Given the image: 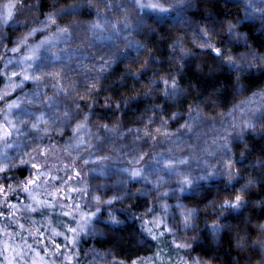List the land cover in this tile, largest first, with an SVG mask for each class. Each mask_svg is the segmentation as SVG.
<instances>
[{"label":"clouds","instance_id":"clouds-1","mask_svg":"<svg viewBox=\"0 0 264 264\" xmlns=\"http://www.w3.org/2000/svg\"><path fill=\"white\" fill-rule=\"evenodd\" d=\"M106 2L111 6L86 0L102 19L105 12L110 14L109 28H121L119 33L105 31L113 46L103 50L97 47L100 39L76 15H62V9L79 3L54 0V12L47 17H62L65 27L76 28L73 40L65 44L74 55L63 70L66 83L78 82L79 87L52 107L40 103L34 108L57 119L47 143H42L45 137L40 140L51 149L48 159L55 156L64 166L79 168L82 182H89L88 174L93 173L91 193L101 199L97 203L90 195L87 201L94 215L79 241L84 257L103 250L98 264H147L146 254L155 256L167 249L165 264H264V0H220L224 11L208 7L213 0H162L164 10L151 12H175L181 22L167 38L166 49L159 51L136 39L134 33L143 22L133 0L118 12L112 11V0ZM161 21L155 18V23ZM205 36L222 48L224 56L200 51ZM178 42L187 55L176 47ZM129 44L143 50V55L134 63H121ZM105 58L114 62L97 78L95 68ZM84 60L93 69L88 77L80 68ZM161 81H167V86ZM247 121L254 127H245ZM81 122L86 127L77 131ZM29 124L24 125L30 133L25 147L31 150L23 152L24 160L34 154L33 136L40 135L32 133ZM157 128L167 134L157 133ZM100 157L104 158L100 164L92 163ZM48 159L37 156L41 164ZM223 159L231 161L230 172L219 163ZM20 163L14 160L13 168ZM94 168H103V174ZM132 168L141 176L132 178L124 171ZM177 169L189 176L191 186L178 185ZM210 180L222 184L223 194L209 198L196 190ZM165 192L170 195L164 197ZM235 193L243 196L241 206L221 209L222 201ZM166 198L187 202L195 215L185 227L175 205L171 240L158 237L153 243L136 222L143 220L142 209L154 211L149 205ZM229 215L235 220L223 222ZM213 225L221 230L213 231ZM175 242L184 247H176Z\"/></svg>","mask_w":264,"mask_h":264},{"label":"trees","instance_id":"trees-1","mask_svg":"<svg viewBox=\"0 0 264 264\" xmlns=\"http://www.w3.org/2000/svg\"><path fill=\"white\" fill-rule=\"evenodd\" d=\"M78 1L80 0H73L74 3H77ZM126 1L128 0H112V3L114 5L112 11H119L116 8L121 7V5H123ZM84 2H86V0H84ZM143 2L147 3V0H143ZM53 3L54 0H13V4L15 7L12 9L11 18L6 19L7 22H5L4 20H0V36L2 35V37H0V73H3V75L0 76V89H4L8 84V80L6 77H8L9 74L6 72H8V70H10L11 68H15L17 64H22L20 63V61L22 60L23 56L27 54L26 50H23L19 53H14L10 49H12L13 47H17L18 40L22 36H25L27 33H29L32 28H40L44 26L40 23V21H47V14L50 12H54ZM56 3L59 4V0H56ZM208 7H214L218 11H224V9L220 7V0H213V3L208 4ZM152 10L153 9L149 8L147 10H139L141 15L140 19L142 20L143 24L139 28L138 32L134 33V35L136 36L137 40H140L141 43L147 42L150 46L156 48L159 51L161 49H166L167 38L171 36L172 32L179 26L181 20L180 18H177L175 12L153 13L151 12ZM75 13L76 19L83 21L85 25H88V28L94 22L103 23V19L96 14L94 8L86 7L84 9L76 11ZM104 14H108V16H110V14L107 12H105ZM188 15H191V12H189ZM53 16L55 17V15ZM156 17L162 18L161 23H155ZM55 18L57 23L61 24L62 27L66 26L59 17ZM21 21L23 23H21ZM33 21H35V23ZM148 26H151V28L155 31L150 32ZM55 33L56 27L54 25L46 28L47 35L51 36ZM108 35L109 34L107 32H104L102 34V37L98 41L99 44H97V47L103 50H108L113 46V42L106 39ZM43 38V35L37 33L33 36L28 37V43H38L39 40ZM174 38L175 37H173V39ZM169 43H171V41ZM212 43L215 45L214 42ZM188 46L191 47L190 40ZM21 47L23 48V45H21ZM65 47L66 45L64 44L63 48ZM73 48H75V45H73ZM53 51H59V49L55 47ZM200 51L205 52L201 48ZM62 55L63 53H61V56ZM138 55H143V50H137L135 48V45H133L131 48L125 49L124 53L121 56V63H134ZM64 62L67 63V60L65 59ZM84 64H90V62L88 60H84ZM153 66L155 67V65ZM20 67L26 68L27 64H22ZM13 81L15 83L20 82L16 80L15 77H13ZM32 89L33 85L30 81L23 83L22 90L19 88L15 90L9 89L10 98L8 102L12 103L17 99V97L24 99L26 96H30ZM45 91H48L49 95L52 94L51 90L45 89ZM24 107L28 106L24 105ZM32 107L34 110L35 106ZM0 109H4L5 113L7 112L6 105L2 102H0ZM19 112L20 110L18 109L13 110V114ZM10 118L12 119V117ZM3 119L4 116H2V114L0 113V123H3L1 122ZM16 127H18L16 129H18L19 133L14 129L12 131L11 137H9L7 141V143L10 144L11 147H14L16 144L14 135H22L24 130L25 133H29L28 129L23 128L24 126L16 125ZM42 143H47V137H45V140ZM2 144L5 146V143L3 141H0V158H2L3 155L8 151L7 149L4 150V148L1 146ZM33 155H35V153ZM54 160L58 161L55 156H53L52 158L48 159L47 163L49 162L50 164H52V161ZM57 163L61 164L60 162ZM64 163L66 164L67 162L65 161ZM50 164L49 168L52 167ZM28 168V165L18 164L17 167H12L10 170L6 169L7 176L3 179H0V184L4 185V187L7 189L8 185H12L14 183L17 184L18 181L25 180V178L29 176ZM49 168H47V170H50ZM75 170L80 172V177L73 181H69L68 184H58L59 180L53 181V185L62 188L63 192L59 193L58 196L49 198L52 200H59V203H56L54 208L46 210V218L44 215L38 213L29 214L24 210V208L23 211L21 209V214H16L13 216L9 215L10 206H7L8 204L11 203V205H16V207H18L20 205L23 206L32 203L31 199H29L28 197V194L25 192H9L7 195V203L4 202L3 197H0V207L2 206L0 208V211L4 212V216L0 217V264H8L7 256H9L10 258L13 256V259L11 260L13 261L12 264H33L34 261L39 264L41 260H43L45 264H52V262H55V264H61V262H63V264H81V261H84V264H87L88 261H92V264H98V262L101 261L103 250H98L100 253L99 255H97L96 253H91L87 258L84 257V253L80 249L79 245V241L83 236V232L79 233V236L76 238L74 244L69 243L68 240L64 238L65 236H68L69 238L73 237L74 234L69 233L67 231V228H76L77 223L83 219V216L87 213H90L91 211V209L87 206L89 196H81L77 193L68 191L70 186H82L81 182L84 180V176L79 168H75ZM64 172H66V174H60L56 172V176L66 178L68 172ZM92 174L93 173L91 172L88 174L89 182H85L90 193V177L92 176ZM97 179H99V177H97ZM5 180L7 181V183H5ZM52 190L53 188L51 189V191ZM196 190L203 191L204 194L209 198H211V196L213 195H221L224 192L222 184L218 183L215 180H210L207 184L201 182ZM37 191H40V189H37ZM65 195L73 197L75 203L80 205V208H74L72 199H60V197H63ZM178 202L180 203V201H177L175 199L169 200L166 198L160 201L159 204H150L149 208H153L154 211L148 212L147 210L142 209L141 212L145 213L143 216V220L140 221L138 219L136 223L138 224V226L142 224L143 230L145 228H150L157 237L161 238L162 240L167 239L170 241L171 235H169L165 231V227H171L170 216L172 215L173 207ZM165 203L169 205L167 212H165L162 207ZM62 204L69 207H61ZM184 205L186 209H191L192 207L191 205L187 204V202H184ZM69 208H71V210L73 211V216L66 217L63 215V212L69 210ZM180 211L181 209L175 208L176 214L181 219H183V217L180 216ZM229 220L234 221L235 217L230 215L226 216L224 217L223 222H227ZM153 221H156V223H153ZM5 225H7V227H5ZM20 225H24V227L21 228ZM53 228H55L57 231L62 232L63 235L52 236L51 229ZM36 229L40 230L39 233H37ZM130 229L131 225L129 226V230ZM4 230H7V243L4 236ZM117 231L119 232L120 230L118 229ZM161 232H164V235L161 236ZM145 233L147 234L146 231ZM153 243H155L154 240ZM56 244L60 245L59 249L55 247ZM159 247L163 248L164 245L160 244ZM167 251L168 250L165 249L164 252H161L155 256L146 254L147 264H152L153 261L155 262V264H165V260L169 259V257L167 256ZM55 252H59L60 255H54Z\"/></svg>","mask_w":264,"mask_h":264},{"label":"snow or ice","instance_id":"snow-or-ice-1","mask_svg":"<svg viewBox=\"0 0 264 264\" xmlns=\"http://www.w3.org/2000/svg\"><path fill=\"white\" fill-rule=\"evenodd\" d=\"M99 2H103L105 7H110L111 5L107 4L106 0H99ZM133 2L137 5L139 9L143 8H151L153 10H164L162 9L161 5L158 3L150 2V3H144L143 0H133ZM14 5L9 4L7 7L9 9L7 13V17L11 18L12 12L11 8ZM78 7H82L81 4L72 5L70 8L62 9V15H76L74 11H71L70 9H75ZM89 8H93L94 5L92 3L88 4ZM98 12V8H97ZM58 17V16H55ZM53 15H49L47 17V21H42L41 24L44 25L40 28H32L29 33H27L25 36L21 37V40L18 43L17 47H13L10 49L14 53H19L23 50H26V55L23 56L20 63L27 64L26 68H21V72L17 73L13 71L10 76L6 77L8 80V84L4 89H0V102L4 103L7 108V112H4V109H0V113H4V123H0V141H3L5 143V147H11L10 144L7 143L8 138L11 137L12 131L16 129V124L14 121L8 119V115L13 113L14 109L20 110V120L19 122L23 125L29 124V121L31 123L29 124L30 131L32 133H39V136H33V141L36 144V147L33 149V152L35 155L29 156L28 160H24L23 156L27 155L26 153H22L20 156L21 163L19 165H30V174L25 180L18 181L17 187L20 189V191L25 192L28 194L29 199H31L32 203L24 205V210L31 214V213H38L41 215H44L46 218V210L54 208L56 203H59V200H52L49 199L50 197L58 196L59 193L63 192V189L60 187H56L55 185L52 186L53 190L49 191V188L46 187L48 185L50 180H59L61 184H68L69 181H73L80 177V172L75 170V167L69 168L67 165L64 166V170L67 171L69 174L65 177H54L52 176L51 171H44L43 166L41 163L37 161V156L42 158L43 160L48 159V153L51 150L48 146L43 145L40 140L41 137H47L49 135V132L51 128L57 123V119L49 116L47 112H41L38 109L33 110L32 106H37L40 103L46 104L48 107H52L53 105L58 103V98H68L72 95V90L79 87L78 82H72V83H66V73L64 72V64L65 60H62L61 53L65 54L66 60H71L73 58L74 53L69 51V48L59 49V51H53V49L56 47V45L60 42H63L64 44H70V42L73 40V37L76 33V28L73 27L72 29H69L67 27L61 28ZM62 18V17H59ZM5 22L7 20L5 19ZM109 21L107 18H103V23L100 22H94L89 27V31H91L94 36L97 39H100L102 37V34L105 31H111L113 33H119L121 31V28L119 25H111L109 28ZM54 25L56 27V33L49 36L46 34V28L49 26ZM126 27V25H125ZM229 31H231V28H229ZM37 33H40L44 36L43 39H40L38 43L29 44L28 43V37L33 36ZM110 38V37H109ZM23 45V48L21 47ZM132 45L129 44L126 46L127 48H131ZM177 48H180L181 52L184 55H187V51L183 49L182 42H178L176 44ZM199 47L203 49L205 52H211L217 57L224 56V51L222 48L214 45L211 41V39L207 36L204 37V39L201 41ZM228 60H231V57L227 58ZM264 59V57H262ZM112 61L109 58L102 59L100 61L99 67L95 68V71L97 73V78H99V75L102 74L108 67ZM81 71L83 75L88 77L90 73L93 71L92 68L89 67L87 64H81L80 65ZM3 73H0V76H2ZM13 77L16 78V80L20 81L19 83H15L13 81ZM30 81L33 85V89L30 96H26L24 99H21L20 97H17L15 101L12 103H9L8 100L10 98L9 96V89L15 90L17 88L22 90V86L24 82ZM167 81H161V84L164 86H167ZM45 89L51 90L52 95H48V91H45ZM264 95V94H262ZM81 100H83V97H81ZM24 105H27L28 107H24ZM66 120H70L71 117L67 112L64 113ZM27 116L28 119H24L23 117ZM86 125L84 122H81L77 124L76 130L79 131L82 128H85ZM245 127L252 128L254 127V123L252 121H247L245 123ZM157 133H160L162 135L167 134L166 130L162 131L160 128L156 129ZM79 144L77 145V147ZM205 152L209 156L213 155L212 152H208L207 149H205ZM17 157H10L5 153L2 158H0V179H3L7 176V170H10L13 165L12 162L16 160ZM104 158L100 157L96 161H93L94 164H100ZM87 163V162H86ZM181 164H184L185 161L181 160ZM207 164V161H205ZM219 163H222L224 168L230 172L231 169V161L227 159H223ZM18 165H15L17 167ZM7 169V170H6ZM94 172H98L100 174H103V168H94L92 169ZM124 171L129 172V175L132 178H138L141 176V172L136 169L132 168L130 171L128 169H125ZM177 177V183L178 185H189L191 186L192 181L190 180L189 176L185 174L184 172L180 170H176L175 172ZM213 175L215 173H212ZM204 179V178H202ZM5 183L7 181L5 180ZM81 187H74L70 186L68 191L72 193H77L81 196H90L92 193L88 191L87 184L85 182H81ZM252 184V181H249V184L246 186L250 189ZM37 189H40V191H37ZM183 191V188L180 189ZM16 187H13L12 185H8L7 189L4 187V185L0 184V197L4 198V202L7 203V192H15ZM164 197L169 196L170 194L168 192H165L162 194ZM92 198L99 203L100 202V196L99 195H92ZM60 199L73 200V206L75 209H79L80 205L75 203V200L73 197L65 195L63 197H60ZM243 200V196L240 193H235L230 199L225 198L222 203L220 204L221 209L225 210H234L238 209L241 206V202ZM112 201L109 200L108 203H111ZM61 207H69L67 205H61ZM163 209L167 211L169 208L168 204H163ZM16 208V205H11L9 207V215L13 216L15 215L14 212L11 211V209ZM177 209H181L180 216L183 217V224L185 227H188L190 225L191 220L193 219L195 215L194 209H186L185 206L182 203L176 204ZM152 209H148V212H151ZM64 216H73V211L71 208L69 210L63 212ZM94 213H87L83 216V219L77 223L76 228L68 227L67 231L69 233H73V237L69 238L68 236H65L64 238L68 240L69 243L74 244L76 238L79 236L80 232H83L86 225L90 223V217L93 216ZM4 216V212L0 211V217ZM30 218V217H27ZM139 219V218H138ZM114 223H118L115 218H113ZM153 223H156V221H153ZM63 226V225H62ZM7 227V225H5ZM21 228L24 227V225H20ZM219 225H213V231L218 232L220 231ZM37 233H39V229H36ZM144 231L147 232L149 236L155 241L158 239V237L152 232L150 228H145ZM165 231L169 234H173V229L171 227H165ZM52 236H61L63 235L62 232L57 231L55 228L51 229ZM160 235H164V232H161ZM54 242V241H53ZM175 246L180 248L184 247L183 243L175 242ZM55 247L59 249L60 245L56 244ZM54 255L59 256V252H55ZM67 259V257H66ZM8 264H12V261L9 260ZM33 264H37V262H33ZM39 264H45L43 260L39 262ZM52 264H55V262H52ZM63 264V262H61Z\"/></svg>","mask_w":264,"mask_h":264},{"label":"rangeland","instance_id":"rangeland-1","mask_svg":"<svg viewBox=\"0 0 264 264\" xmlns=\"http://www.w3.org/2000/svg\"><path fill=\"white\" fill-rule=\"evenodd\" d=\"M118 1V0H117ZM150 2H154V3H158V4H160L161 5V3H162V1H160V0H147V3H150ZM77 3H79V4H81L82 5V7H80V8H78V9H75V10H71V11H74V12H76V11H78V10H80V9H84V8H86V7H88V5H86L87 3L86 2H84V0H80V1H78ZM126 3H128V1H126L123 5H125ZM9 4H12V5H14L13 4V0H0V20H4L5 21V19H8V17H7V13H8V11H9V9H8V5ZM123 5H121V6H123ZM15 6H13L12 8H11V12H12V9L14 8ZM117 10H119V8H116ZM149 9H151V8H149ZM145 10H147V9H145ZM118 12V11H117ZM3 15H2V14ZM104 17L105 18H108V19H110V16H108V14H104ZM84 26L85 27H87L88 28V25H85L84 24ZM0 37H2V35L0 36ZM21 40V38L18 40V43H19V41ZM0 43H1V39H0ZM63 45H64V43L63 42H60V43H58L57 45H56V47L58 48V49H61V48H63ZM133 46V45H132ZM22 64H17L16 66H15V68H11L10 70H8V72H6V73H8L9 74V76L11 75V73L13 72V71H15V72H21V66ZM26 66V65H25ZM2 114V116H4V113H1ZM10 117H12V119L10 118ZM24 119H28V117L27 116H25V117H23ZM8 119H10V120H12V121H14L15 122V124L16 125H21V126H24L23 124H21L20 122H19V120H20V112L19 113H12V114H9V116H8ZM1 122H5V119H3ZM16 128H18V127H16ZM24 129H25V127H23ZM24 129H22V130H24ZM18 133H19V131H18ZM15 136V142H16V144H15V146L14 147H5L3 144L1 145L3 148H4V150L5 149H7L8 151L6 152L7 153V155L8 156H10V157H17V159H19L20 158V156H21V154L23 153V152H27V151H30L31 149L30 148H26L25 147V144L26 143H30V139H29V137H30V133H25V130H24V132H23V134L22 135H20V134H18V135H14ZM3 150V151H4ZM15 150V151H14ZM14 151V152H13ZM11 153V154H10ZM25 159H27V157H25ZM40 159H42V158H40ZM57 162H59V161H52V164H50L49 162V164L52 166L51 168H49L50 166H49V164L48 163H45V164H42V166H43V170L44 171H51V173H52V176H54V177H57L56 175H57V173H60V174H66V172H64L65 170H64V165H62V164H59V163H57ZM28 169H29V174H30V165H28ZM47 168H49L50 170H47ZM53 169V170H52ZM57 172V173H56ZM69 174V173H68ZM53 181H57V180H50L49 181V183H48V185H46V187H48L49 188V191H51V189H52V186H53ZM58 184H60V182L58 181ZM12 186L13 187H16V191L15 192H17V191H20V189L17 187V184L16 183H14V184H12ZM15 192H12V193H15ZM8 193L9 192H7V194L6 195H8ZM7 206H11V203L10 204H8ZM2 207V206H1ZM0 207V208H1ZM23 208H24V205L22 206V205H20V206H18V207H16V208H13L11 211L12 212H14L15 213V215L16 214H21L20 213V211H21V209H22V211H23ZM8 215V214H7ZM10 219H11V217H10ZM13 220H14V218H13ZM7 231V230H6ZM6 231L4 230V236H5V239H6V243H7V239H8V235L6 234ZM13 257V256H12ZM10 258L9 256H7V259H8V261H9V259L10 260H12L13 258ZM13 262V261H12Z\"/></svg>","mask_w":264,"mask_h":264}]
</instances>
